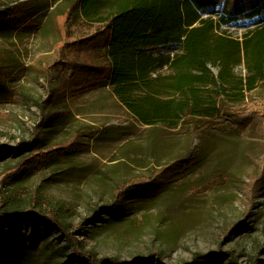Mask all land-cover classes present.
Masks as SVG:
<instances>
[{"label": "rangeland", "instance_id": "374dc122", "mask_svg": "<svg viewBox=\"0 0 264 264\" xmlns=\"http://www.w3.org/2000/svg\"><path fill=\"white\" fill-rule=\"evenodd\" d=\"M26 1L34 2L27 11L32 23L17 31L0 28V148L13 149L2 157L0 173L16 167L17 146L31 139L39 121L40 112L23 103L19 93L47 97L48 68L54 74L61 55L70 60L72 41L90 32L72 28V38L56 37L50 30L55 5L47 0H6L0 13ZM256 20L240 21L228 32L241 37ZM159 52L174 56L182 47L169 45ZM235 72L246 74L243 66ZM70 93L64 102H55L62 115L50 120L45 146L68 140L78 128L92 127L96 134L85 137L83 149L58 153L44 173L36 171L37 177L21 182L40 187L50 205L64 202L72 208L68 221L86 249L99 259L126 264L137 259L135 264H192L196 254L207 255L197 264H264V84L240 103L226 101L240 124L217 119L215 130L197 138L181 125L140 124L109 88H73ZM254 181L258 190L250 192ZM131 184L141 193L128 192ZM117 185L128 192L123 200L130 201L131 212H120V219L100 213L96 221L84 222L95 204L112 200ZM151 186L155 190L145 194ZM10 187L0 180L1 191ZM16 225L0 230V264H75L55 227L32 219Z\"/></svg>", "mask_w": 264, "mask_h": 264}, {"label": "trees", "instance_id": "16d2710c", "mask_svg": "<svg viewBox=\"0 0 264 264\" xmlns=\"http://www.w3.org/2000/svg\"><path fill=\"white\" fill-rule=\"evenodd\" d=\"M5 1L0 0V8ZM47 1L50 6L55 5L50 13V30H55L56 37L72 38V28L90 32L72 41L70 60L61 55L58 66L53 65L54 74L48 68L51 86L47 97L33 99L19 93L20 100L35 107L40 115L31 139L17 146L14 156L20 159L16 167L0 173V180L12 184L6 193L0 189V230L32 219L59 231L75 264H126L114 258H97L93 250L76 239L77 230L68 221L72 208L64 202L50 205L49 196L40 187H28L21 182L37 177L36 171L44 173L58 153L66 155L83 149L85 137L96 134L92 127L78 128L68 140L45 146L50 120L62 115L55 102L60 98L64 102L73 88H109L121 106L149 128L174 129L181 125L197 138L205 130H215L217 119L240 124L234 121L236 116H230L227 102L240 103L247 93L264 84V0ZM33 3H17L6 13H0V28L7 25L17 31L32 23L27 11ZM254 19L255 27L241 37L229 34V29L240 21ZM174 44L181 45V53L171 56L159 52L160 48ZM2 62L0 58L1 70ZM240 66L246 70L245 75L235 72ZM162 69L167 71L157 73ZM261 122L263 125L264 116ZM12 150L0 148V162ZM261 175L264 177V170ZM133 186L138 185L127 186L131 189L128 192L140 194V187ZM122 187L117 185L113 189L110 202L95 204L92 217L84 222L96 221L100 213L119 219L120 212L129 214L131 203L123 200L128 192ZM155 188L149 187L145 194ZM252 190H258L255 181L251 183ZM204 258L207 255L196 254L192 264Z\"/></svg>", "mask_w": 264, "mask_h": 264}]
</instances>
